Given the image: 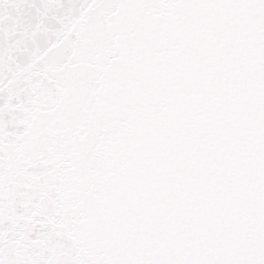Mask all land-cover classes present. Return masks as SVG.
<instances>
[{
  "label": "snow or ice",
  "instance_id": "1",
  "mask_svg": "<svg viewBox=\"0 0 264 264\" xmlns=\"http://www.w3.org/2000/svg\"><path fill=\"white\" fill-rule=\"evenodd\" d=\"M0 264H264V0H0Z\"/></svg>",
  "mask_w": 264,
  "mask_h": 264
}]
</instances>
